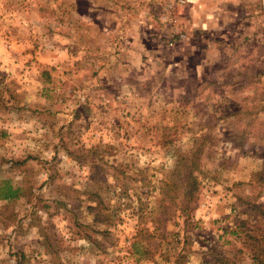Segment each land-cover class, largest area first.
<instances>
[{"label": "rangeland", "instance_id": "rangeland-1", "mask_svg": "<svg viewBox=\"0 0 264 264\" xmlns=\"http://www.w3.org/2000/svg\"><path fill=\"white\" fill-rule=\"evenodd\" d=\"M210 2L0 0V264H254L264 0Z\"/></svg>", "mask_w": 264, "mask_h": 264}, {"label": "trees", "instance_id": "trees-1", "mask_svg": "<svg viewBox=\"0 0 264 264\" xmlns=\"http://www.w3.org/2000/svg\"><path fill=\"white\" fill-rule=\"evenodd\" d=\"M194 157H196V152L195 153L191 152V158H194ZM180 166L186 167L188 169L187 179L190 182V184L193 185L195 181H194V177L191 176V171H192L193 167H196L195 161L192 159L190 160V159L183 158V155L180 154L178 156V164L176 165V169H174L172 173L173 174L181 173V170H179V169H181ZM176 186L177 185H176V181H175L174 187H176ZM15 192H16V188H12L11 186L7 185V183L0 186V198H2V199L8 200V199L15 197ZM251 207L255 208L254 206H251ZM256 207H259V206L257 205ZM97 215H98V212L94 211V220H96L98 218ZM259 228H261V227L259 226L256 229H259ZM248 237L250 238L251 236L248 235ZM251 239L254 240V237H252ZM263 240H264V238H263ZM256 244L259 245V243H257V240H256ZM251 255H252V260H253L254 264H264V242H263V244H261V246H257V251H252Z\"/></svg>", "mask_w": 264, "mask_h": 264}, {"label": "built area", "instance_id": "built-area-1", "mask_svg": "<svg viewBox=\"0 0 264 264\" xmlns=\"http://www.w3.org/2000/svg\"><path fill=\"white\" fill-rule=\"evenodd\" d=\"M170 7H171V4H167V5L164 7V11H167V9L170 8ZM162 17H163V16H162ZM177 37H178V38H182L183 35L179 33V34L177 35ZM169 44H171V42H170Z\"/></svg>", "mask_w": 264, "mask_h": 264}, {"label": "crops", "instance_id": "crops-1", "mask_svg": "<svg viewBox=\"0 0 264 264\" xmlns=\"http://www.w3.org/2000/svg\"><path fill=\"white\" fill-rule=\"evenodd\" d=\"M223 1H226V2L225 3H221V4L229 5L230 4L229 1H234V0H223ZM208 4H211L210 0H208ZM208 19H210L209 16H208Z\"/></svg>", "mask_w": 264, "mask_h": 264}]
</instances>
